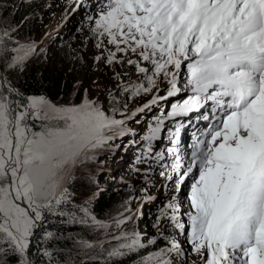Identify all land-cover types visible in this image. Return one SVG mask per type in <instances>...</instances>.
<instances>
[{"label":"snow or ice","instance_id":"6c2138e0","mask_svg":"<svg viewBox=\"0 0 264 264\" xmlns=\"http://www.w3.org/2000/svg\"><path fill=\"white\" fill-rule=\"evenodd\" d=\"M92 31L102 50L98 60L130 66L137 74L125 82L115 73L120 83L109 94L111 114L87 98L67 105L42 95L25 98L0 78V256L11 252L19 264H34L29 247L48 216L107 230L108 223L73 204L64 186L71 169L89 151L125 135L128 119L188 90L191 94L157 118L144 139L151 154V142L166 130V119L200 112L203 120L214 121L204 138H197L187 163L177 154L171 172H160L177 192L192 180L189 210L182 212L173 197L157 219L156 237L145 242L137 232L122 231L113 237L122 242L108 257L136 252L159 239L164 245L141 264H173L172 254L181 249L164 234L167 222L190 230L189 243L202 264H264V0H102ZM14 33L0 31V62L7 69H23L36 46ZM122 91L151 99L128 115L122 111L126 103L115 106ZM161 91L166 95H158ZM181 127L167 129L171 143H179ZM156 156L164 159L163 152ZM130 219L121 215L113 223L120 228ZM52 236L44 233L45 239ZM43 255L51 258L47 250Z\"/></svg>","mask_w":264,"mask_h":264},{"label":"trees","instance_id":"16d2710c","mask_svg":"<svg viewBox=\"0 0 264 264\" xmlns=\"http://www.w3.org/2000/svg\"><path fill=\"white\" fill-rule=\"evenodd\" d=\"M62 1L0 0V31L15 29L14 35L18 40L22 43L34 42L36 46V53L26 62L23 69H7L4 62H0V71L4 72L10 87L18 90L25 98L30 95H42L49 98L53 104L67 105L73 102L79 104L84 99L85 84L83 86L82 81H79V76L85 65L84 47L87 45V39H83L84 34L78 43H75L78 39L76 28L69 27L67 24L61 27L55 25ZM90 37L94 43H97L94 34ZM120 94L124 96L123 92ZM121 95L118 97L116 107L127 102V99ZM15 98L19 99V97ZM146 100L147 98L136 103L130 102L127 109L122 111L127 113L137 110ZM105 109L109 114L112 113V109ZM150 110L151 108L145 111V116ZM120 117L122 116L117 114L116 118ZM142 122H139L134 131L142 125ZM37 128H39L38 124ZM126 135L117 136L119 141L115 148H112L111 142H108L110 145L106 150L89 151L87 156L82 157L81 161L71 169L64 185L72 194L74 205L87 207L91 216L109 225L121 215L130 216L132 212L130 206H139L138 202L142 203L145 211H148L149 206L165 208L161 198L147 200V196L152 197L159 193L158 180H156L159 170L154 167L148 170L144 147L133 139H129L118 148L119 144L127 139ZM145 136L146 133L140 134L142 140H145ZM134 154L136 157H133ZM130 157H132L131 164L137 163L141 170L124 167L125 161ZM116 165L122 174L128 172L135 178L132 177L125 184L120 182V173L114 169ZM144 170L148 174H145ZM141 176H143L142 179H140ZM145 178L154 180L149 181ZM135 200L136 203H134ZM123 205L129 207L120 208ZM129 209L130 211H127ZM67 210L68 206H65V211ZM120 210L122 211L118 213ZM76 215L80 216L79 213ZM69 221L70 218L48 216L46 223L32 240L28 259L34 264H141L146 253L154 248V245H149L123 256L102 257L103 252L122 242L113 237L120 236L122 231L133 232V222L128 220L121 225L128 228L118 230L119 228L116 227L112 229L110 225L107 230H103ZM153 222L154 218L151 216L148 218L143 216L141 220L139 219L137 224L141 233L152 236ZM116 230L118 231L115 232ZM45 232L53 233L52 238L45 239ZM81 241H91L95 246L84 247ZM158 241L165 243L162 240ZM97 242H103V246ZM43 250L50 252L51 258L43 255ZM10 254L13 264H19V256L11 252Z\"/></svg>","mask_w":264,"mask_h":264},{"label":"rangeland","instance_id":"374dc122","mask_svg":"<svg viewBox=\"0 0 264 264\" xmlns=\"http://www.w3.org/2000/svg\"><path fill=\"white\" fill-rule=\"evenodd\" d=\"M71 1H72V5L76 4L75 7L72 9V12H73L77 8L78 3L81 0H71ZM79 14H80L79 10H78V12H75V16H78ZM95 14H96V8L93 9L92 18H93V16H95ZM55 25H56V22H55ZM90 25H94V19L91 20ZM89 33L90 32H85V34L87 36V45L84 47L85 65H84L83 71H81L80 76H79V80H82L83 86L85 84L84 99L87 98L89 100L96 101L101 106L103 105L107 109H112V104L110 103L111 95H109V94L110 93L115 94L117 91V85H118V83H120V81H118L115 78V73L119 72L121 74V76L123 77V80L125 82L129 78H131L132 80H135L137 74L134 72V70L130 66H127V65H108L104 62L103 57H101V59L98 60L97 57L101 56L102 50L100 48L96 47V45L92 41V38H90L88 36ZM77 37H78V39L76 40L75 43H78V41L80 39V37L78 35H77ZM106 54L107 53L105 52V55ZM161 88L163 89L164 85H161ZM182 95H185V94H183V92H181V93H178L176 96L179 97ZM122 97L127 99V102H126L127 106H129L130 102H133V98H130V100H129V97L127 96L126 93H124V96H122ZM135 97L136 98H144L145 95L135 96ZM148 99L149 100L151 99V95ZM204 110L208 114L207 109H204ZM204 110H203V112L205 114ZM194 114L197 118L199 117L202 119L200 112H194ZM128 115H130V114H128ZM138 115H140V113H138ZM144 118H146V116ZM202 121H203V123L205 122V120H203V119H202ZM164 128L166 130L167 129H172L173 131L175 130V126L173 124H170V123L169 124L165 123ZM191 128H194V122L193 121H187L182 125L180 132L183 136L187 137ZM136 134H137L136 132H131V133H128L126 135V137H127V139L136 138L137 137V136H135ZM169 134L170 133L167 131V137L169 136ZM118 141L119 140H117V137L115 139L109 141V142H111L110 144H111L112 148H115L118 145ZM110 144H107L105 147L100 148V149L106 150V149H108V145H110ZM120 147L121 146H119L118 148H120ZM99 152H101V151H99ZM107 162L109 163V161H107ZM128 165H129V162H125V166H128ZM114 169L116 170L117 173H120V177H122L119 181L124 182V184H125V179H129L128 174H122L119 167L115 168V166H114ZM134 203H136V200L134 201ZM126 207H129V206H124V205L120 206V208H123V209ZM130 207H134V206H130ZM121 211L122 210L118 211V213ZM161 212H162V210L156 208L154 210V212L152 213V214H155V220L153 222L152 227H153V230L154 231L156 230L157 233H158V229H157V227H155V225L157 224V219L161 216ZM134 217L131 218L129 221L134 220ZM182 219L184 222H187L185 217ZM110 225L112 226V229H115V225L113 222H111ZM135 227H136L135 229H140L138 226H135ZM122 228H128V226H121V228H119L118 230H120ZM118 230H116L115 232H117ZM163 230H164V234L166 236L174 238L177 242L179 241L180 243L183 241L184 244H188L187 246L190 245L189 244V238H188L189 229L177 230V229L171 227L169 224H167V222H163ZM142 239L145 240V242H146L148 238L145 237ZM157 245L162 247L164 244L158 242L155 244V246H157ZM114 247H116V246H114ZM114 247H111L107 251L103 252L101 254V256L102 257L107 256L108 252ZM182 247H185V246L182 245ZM180 249H181V252L179 254H176V253L172 254L173 255V264H202L201 258L198 254L194 253L192 250L191 251H184L181 247H180ZM151 252H154V251H151Z\"/></svg>","mask_w":264,"mask_h":264},{"label":"clouds","instance_id":"9594fccd","mask_svg":"<svg viewBox=\"0 0 264 264\" xmlns=\"http://www.w3.org/2000/svg\"><path fill=\"white\" fill-rule=\"evenodd\" d=\"M88 36H89V34H88ZM80 38H81V37H80ZM83 39H87L86 34H85V36H84ZM174 101H178V100H176V99H172V100L170 101L171 105H172V104H175V103H172V102H174ZM178 102H179V101H178ZM72 104H75V103L73 102ZM171 105H170V107H169V111H168V112L171 111ZM194 117H195L194 112L191 113V114L189 113V114H187V115L177 116V117H174V118H171V119H170V124H173V125H174L176 122H181V119H186L187 121H190V120H192ZM206 127H207V125H206Z\"/></svg>","mask_w":264,"mask_h":264},{"label":"bare ground","instance_id":"6f19581e","mask_svg":"<svg viewBox=\"0 0 264 264\" xmlns=\"http://www.w3.org/2000/svg\"><path fill=\"white\" fill-rule=\"evenodd\" d=\"M70 104H71V103H70ZM200 129H201V128H200ZM199 133H201V132L199 131ZM137 135H138V134H136L135 136H137ZM124 164H125V163H124ZM117 167H118V166L116 165L115 168H117ZM123 174H125V173H123Z\"/></svg>","mask_w":264,"mask_h":264}]
</instances>
